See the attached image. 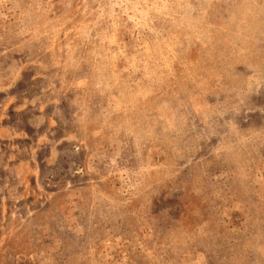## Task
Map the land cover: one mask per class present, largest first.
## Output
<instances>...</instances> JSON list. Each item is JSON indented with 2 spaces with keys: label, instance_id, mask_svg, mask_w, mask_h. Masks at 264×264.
<instances>
[{
  "label": "rangeland",
  "instance_id": "obj_1",
  "mask_svg": "<svg viewBox=\"0 0 264 264\" xmlns=\"http://www.w3.org/2000/svg\"><path fill=\"white\" fill-rule=\"evenodd\" d=\"M0 264H264V0H0Z\"/></svg>",
  "mask_w": 264,
  "mask_h": 264
}]
</instances>
